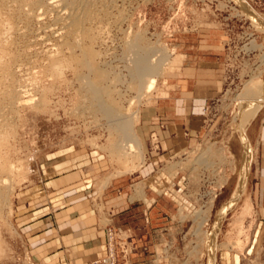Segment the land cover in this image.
<instances>
[{"label":"rangeland","instance_id":"374dc122","mask_svg":"<svg viewBox=\"0 0 264 264\" xmlns=\"http://www.w3.org/2000/svg\"><path fill=\"white\" fill-rule=\"evenodd\" d=\"M79 1L83 23L68 31L55 20L58 15L66 19L74 10L70 0H0V131L5 125L7 130L0 163L12 166L1 174L8 182L0 201V264H30L13 219L15 195L46 158L85 149L101 161L107 180L133 173L143 161L151 163L143 143L148 126L144 111L190 103L200 89L211 90L202 100L203 135L187 142L176 160L159 166L177 168L183 184L198 185L178 259L181 264H209L207 239L218 212L233 199L241 167L240 129L246 132L256 114L264 113L263 104L243 121L249 107L244 102L254 99L243 104L238 99L251 78L264 85V26L246 15L236 0ZM243 2L264 22V0ZM137 38L139 53L151 49V63L161 61L156 84L141 95L132 76L135 52L130 48ZM178 56L182 58L176 67L173 60ZM54 61L59 68H53ZM91 86L109 109L136 115L133 130L140 154L121 153L120 132L99 109ZM251 125L255 136L258 125ZM150 140L158 152L157 138ZM251 146L244 189L215 231L214 264H264V240H253L258 229L251 190L259 150L254 141ZM202 219L201 235L196 236Z\"/></svg>","mask_w":264,"mask_h":264},{"label":"crops","instance_id":"0c3cea01","mask_svg":"<svg viewBox=\"0 0 264 264\" xmlns=\"http://www.w3.org/2000/svg\"><path fill=\"white\" fill-rule=\"evenodd\" d=\"M210 92L200 89L190 103L144 111L148 126L143 143L151 163L143 161L133 173L107 180L101 161L85 149L46 158L36 176L15 195L13 219L30 264H90L102 259L109 227L126 239L130 264H181L184 221L197 200L198 185L183 184L179 169L159 165L176 160L187 142L203 135L202 100ZM245 133L259 150L251 190L258 229L253 240L258 242L264 240V113L256 114ZM153 136L158 152L150 140ZM248 200L252 202V197Z\"/></svg>","mask_w":264,"mask_h":264},{"label":"bare ground","instance_id":"6f19581e","mask_svg":"<svg viewBox=\"0 0 264 264\" xmlns=\"http://www.w3.org/2000/svg\"><path fill=\"white\" fill-rule=\"evenodd\" d=\"M236 1L243 8V10L245 11L246 15H248L250 18H252V20H254L256 22H259L260 26H262V27L264 26V25H261L264 22H261L262 20L260 19V17L256 14L255 11H252V9H250L251 7H249L245 2H243L244 0L243 1L242 0H236ZM85 2H86V0H85ZM52 3H53L52 1H49L48 4L51 6ZM69 4L72 7V9H74V10H72V12L68 14V17H66V19L63 20V18H61L62 16L58 15L60 18L56 17V20H55L58 23H61V26L63 25L64 28H68V31H69V29H73L75 27L77 28L80 24L83 23L82 20H81V18H82L81 14H79L80 11H81V9L79 7V6H81V1H79V0H70ZM52 6H54V5H52ZM83 7H85V6H83ZM81 13H84V12L82 11ZM55 26H56V24H55ZM64 30H62V31H64ZM63 33H62V35H63ZM137 44H138V38L135 39L134 43L130 46L131 50L135 52V54H134L135 56H133L134 57V61L132 60L133 61V75H132V73H131V75L134 77V81L136 82V85H137L136 86L137 87L136 90L138 89L139 94L141 95V94H143L142 91L145 92V93L146 92L147 93L150 92L153 89L154 84H156V82H155L156 78L154 79V77H156V75H158V72L160 70V62L161 61L157 60L158 62L156 61V62H153V64H152L151 61L149 60L150 57H148V55H151L149 52H153V51H151V49H149V50L146 49L145 53H143V52L139 53L138 51L141 52V50L139 48H138L139 50L137 49ZM173 61H174V63L172 62L173 65L176 64V67H177V65L181 61V56L180 57L179 56L176 57V59L173 60ZM59 66H60L59 65V61H57V62L54 61L53 62V68L57 69V68H59ZM90 90H92L93 96L95 97L96 101L98 102L99 109L101 108L103 113L109 119H112L113 124L118 129V132H120V136H121V145H120L121 150L120 151H121V153L123 155H130L133 152H136V153L140 154L139 140L136 137V135L134 134V130H133L134 122L136 121L135 120L136 115H132L130 117H127V116L118 114L116 111H114L112 109H109L107 107L108 105H106L104 103V101H102V98L100 97V92H99L98 89H96V88L91 86ZM263 92H264V85L263 84H262V86L260 85V81L258 80L257 77L251 78V80L247 83V85L244 88V90L242 91V93L238 96L239 97L238 99H240L239 101L242 102V104L248 98H250L252 100L254 99V101H252V102H244L249 107L245 106L246 109H245L244 112H246L245 116H247V117L244 118L243 121L246 122L249 118H252L255 115V113L258 111V109L264 104V94H263ZM23 94H24V91H23ZM261 94H263V95H261ZM254 95H258V96H254ZM22 96L23 95H21V97ZM252 96H254V97H252ZM5 126L3 127L4 129H5ZM4 129H2L3 130L2 132L0 131V146L4 142H6L5 141V136H6L7 130L6 129L4 130ZM239 136H240L239 137L240 138V142H241V144L243 146V156H242V161H241V167L239 169V173H238V176H237V179H236L235 190L232 193V198L233 199L229 200L228 203L224 204L222 206V208L220 209V211L218 212V215L216 216L217 218H216L215 223L213 225V229L214 230L211 233L210 237H208V239H207L208 240L207 241V246L209 248L208 249L209 250V252H208L209 253V264H214V260H215V255H214V251H215L214 250V248H215L214 245H215V235H216L215 231L218 230V226H219L220 220L225 215L226 210L236 201L237 197H239V194L244 189V186H245L246 180H247L248 171H249V168H250V157H251V153H252L251 143H250V141H249L244 129H240V135ZM11 170H12V166L11 165H8V164H5V163H0V201L2 199H4V197L6 195V193H5L6 191H4V189L6 188L7 182H8L7 181L8 178H6V177L2 178L3 176H1V174L2 173H7V172H9ZM201 214L202 213L198 212L196 214V216L200 217ZM204 221L205 220L202 219L198 223V228L194 230V235H196V236H200L201 235L200 234L201 233V228L200 227H202V224L204 223Z\"/></svg>","mask_w":264,"mask_h":264},{"label":"built area","instance_id":"2783aa9c","mask_svg":"<svg viewBox=\"0 0 264 264\" xmlns=\"http://www.w3.org/2000/svg\"><path fill=\"white\" fill-rule=\"evenodd\" d=\"M106 255L102 259L93 260L90 264H130L131 249L126 239L112 229H106Z\"/></svg>","mask_w":264,"mask_h":264}]
</instances>
